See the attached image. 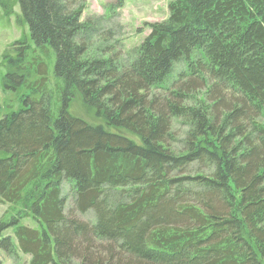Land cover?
Returning a JSON list of instances; mask_svg holds the SVG:
<instances>
[{
	"label": "trees",
	"instance_id": "1",
	"mask_svg": "<svg viewBox=\"0 0 264 264\" xmlns=\"http://www.w3.org/2000/svg\"><path fill=\"white\" fill-rule=\"evenodd\" d=\"M15 1L33 45L3 57L5 89L29 91L0 118V200L22 208L0 220V249L28 264H264V0H171L126 57L85 0ZM76 97L101 122L71 112Z\"/></svg>",
	"mask_w": 264,
	"mask_h": 264
},
{
	"label": "rangeland",
	"instance_id": "2",
	"mask_svg": "<svg viewBox=\"0 0 264 264\" xmlns=\"http://www.w3.org/2000/svg\"><path fill=\"white\" fill-rule=\"evenodd\" d=\"M4 1L6 2L7 9L4 10L0 6V118L7 113L13 111L16 112L23 108L24 103L21 94L29 91L25 87L19 91L5 89L3 84V77L6 72L3 62L4 53L6 50L12 48V44L19 39L25 38L33 45L28 24L26 22L23 24L18 22V17L20 15L19 4L15 0ZM170 1L171 0H125L123 7L116 10L114 9L113 12H109V6L116 3L117 0H85L86 8L83 13V19L89 17H104L103 21L105 27H112L115 30L114 38L116 40L114 43H116L115 47H118L116 50L118 51L119 49L123 57H126L127 52L140 44L144 37L148 35L150 29L147 27L146 23L161 22L169 17L168 3ZM7 11H10L11 13L7 14ZM39 53L48 65L47 75L50 78L51 87L55 84L56 79L55 51L49 47L47 50L39 51ZM185 67V60H181L175 64L172 76L168 79L171 87L175 85L178 77L180 78V75L184 74L186 70ZM154 91L161 95L165 94L166 90L156 89ZM70 111L85 117L90 122H101V120L97 119L92 110H89L84 106L80 97L74 98L70 106ZM187 129L188 126L184 124L182 120H174L173 132L176 137L183 138ZM63 194L67 196V207L70 208L73 205L74 192L70 182L67 180L63 183ZM21 209L20 205L4 203L0 200V220L9 219L10 217L19 215ZM78 216L85 221H93L95 219V213L93 210H90L85 214L78 213ZM22 222L30 226H36L31 217L23 219ZM4 234L14 235L12 229H9ZM19 255V261L16 262L14 258L7 256V254L0 249V259L3 264H28L31 258L30 255L24 253H20Z\"/></svg>",
	"mask_w": 264,
	"mask_h": 264
}]
</instances>
